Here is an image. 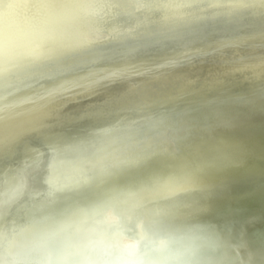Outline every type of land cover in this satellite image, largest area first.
Instances as JSON below:
<instances>
[{
	"label": "bare ground",
	"instance_id": "1",
	"mask_svg": "<svg viewBox=\"0 0 264 264\" xmlns=\"http://www.w3.org/2000/svg\"><path fill=\"white\" fill-rule=\"evenodd\" d=\"M153 1L159 2L139 0L136 5L145 10L149 5H158ZM160 3L165 5L169 19L139 25L137 33L120 38L143 42L163 34L183 35L186 40L215 39L219 34L249 32L248 37L230 39L233 45L226 48L230 51L223 53L226 46H215L218 42L212 44L218 48L206 52L214 55H198L186 63L196 64L189 69L190 73L200 75L217 71L219 76L223 70L240 75L253 71L264 73V32L257 34L264 31V0H165ZM106 7L103 0H9L5 9L0 8V77L22 65H37L35 61L80 53L94 37L93 41H98L94 47H99L100 42L123 44L122 40L115 39L119 36L116 32L101 30ZM112 22L114 26L117 23ZM164 59H155L149 65L152 68L135 75L151 74L152 79L156 72L170 70L159 62ZM177 67L186 65L171 70L177 71ZM97 83L89 77L71 87L78 94L89 91ZM235 85L232 80L225 91L204 92L199 102L177 105V114L167 121H158L155 125L150 122L137 128L136 140L140 142L145 136L171 135L169 138L178 152L169 153V159L157 160L156 154L146 153V159L132 160L134 149H128V138L118 136L119 129H109L106 136L82 150L72 148L67 153H53L51 157L42 153L38 159L22 165L15 181L7 178L0 196L1 221L4 209L12 203L6 198L16 194L19 181L25 186V178L26 189L14 199L22 207L12 212L14 219L18 216L17 221L11 222L15 228L0 240V252L4 251L0 264H87L90 250L98 239L103 238L107 243L113 240L111 223H118L116 219L120 216L132 218L144 207L146 211L147 208L178 211L190 207L191 211L222 215L241 212L237 205L243 199L264 194V95L256 93V84H241L240 88ZM72 90L67 88V93H73ZM258 91L264 94V84ZM109 93L115 94L109 90L93 103H104L102 100ZM55 95L43 93L36 98L17 96L8 102L1 100L0 135H8L0 143L8 141L15 134L11 132L19 126L26 127L29 122L41 119L20 118L41 108L44 100L57 99ZM100 106L72 105L53 122L71 119L78 113H90ZM187 130L190 134L184 136ZM179 134L183 137L180 135L177 140ZM182 140L194 147L198 161L181 156L184 152L178 150V141ZM9 142L3 144L4 148ZM145 164L154 168L140 175L138 168ZM43 169L49 170L47 189L42 187ZM66 173L68 178H63ZM88 173H93V177H88ZM96 184L101 186L100 192L95 190ZM84 195L88 197L81 204L79 198ZM29 197L33 198L29 200ZM88 200L91 202L87 203ZM259 200L264 207V198ZM259 233L264 235V231L256 232ZM125 236L124 240L129 241L130 237Z\"/></svg>",
	"mask_w": 264,
	"mask_h": 264
},
{
	"label": "water",
	"instance_id": "2",
	"mask_svg": "<svg viewBox=\"0 0 264 264\" xmlns=\"http://www.w3.org/2000/svg\"><path fill=\"white\" fill-rule=\"evenodd\" d=\"M103 1L107 3V7L104 10L105 20L101 30L108 29V32L113 34L116 32L119 36L115 39L122 40L123 44L114 41L100 42L99 47H94L98 43L93 41L94 37L80 53L60 54L54 59L35 61L38 62L37 65L26 67L22 65L9 71L6 76L0 77V101L8 102L17 96L20 98L29 96L27 99L36 98L43 93L45 95L55 93L54 97H58L50 99L52 101L44 100L41 108L21 116L22 120L27 117L28 120L32 117L42 118L36 122H29L26 127L21 125L12 131L11 133L15 134L8 140L11 142L8 143L7 149L3 146L8 142L7 140L0 143V196L7 178L15 181L22 165L38 159L42 153L51 157L53 153H64V151L67 153L68 149L72 148L82 150L106 136L113 129L121 130L119 132L121 135L118 136L128 138L130 142L128 149H134L132 160H142V157L146 159L144 157L146 153L156 154L157 160L160 157L162 160L169 159L171 158L169 153L178 152L173 146L174 141L169 138L171 135L160 133L153 137L145 136L140 142L136 140L137 128L150 122L155 125L158 121H167L165 119L177 114L175 111L177 105L199 102L203 99L201 97H204L202 95L204 92L213 94L225 91L230 87L229 83L232 80H235V88H240L241 84L244 86L256 84L254 86L256 93L264 95L258 91L264 84V73L253 71L243 72L240 75L223 70L219 76L217 71H206L200 75L190 73L189 69L195 68L196 64L186 63L198 55H214L206 52L218 48L212 45L218 42L219 44L215 46L219 48L226 46L223 53L230 51L226 49L233 45L229 43V40L248 37L249 32H233H243L236 35L219 34L215 39L186 40L183 35L159 34L143 42H135L133 38L125 40L120 37L137 33L139 25H151L169 19L166 18L165 5L160 3L165 0L153 1L158 5H149L145 10L137 7L139 0ZM148 1L145 0V3ZM8 3L9 0H0V8L5 9ZM112 21L117 22L115 26ZM140 21H145V24H139ZM261 32L264 31H257V34H262ZM236 52L237 50H233V53ZM155 59H164L159 62H163L164 68L169 67L170 70L156 72L152 79H150L151 74L141 77L135 75L152 68L149 65ZM172 63L174 65H171ZM179 65H186V67H177V71L171 70L172 67ZM89 77L98 81L95 87L78 94L72 90L75 87L71 86L75 82H82ZM124 87L126 89H122ZM67 88L73 93H67ZM109 90H114L115 94L120 93L116 95L109 93V97L106 98L108 100H102L104 103H93L96 97ZM80 103L101 106L90 113H78L71 119L53 122L60 117L61 112H66L70 106ZM17 123L19 121L15 124ZM181 134L178 135L177 140ZM183 134L184 136L190 134V130ZM7 135L6 133L0 135V142ZM184 141H178V150L184 152L181 156L192 162L198 161L196 153L193 152L194 147H189L190 143ZM153 168L154 166L145 164L138 169L142 172L140 175H144ZM44 172L45 176L41 182H43L42 187L47 189L49 170L43 169L42 177ZM68 175L66 173L63 178H68ZM93 175V173L87 174L90 178ZM24 183L26 186L25 178ZM25 186L22 181H19L16 194L14 192L11 196L5 197L12 203L4 209V218L0 221V234H3L0 240L9 236L15 228L11 222L17 221L18 216L14 219L15 214L12 212L22 207L14 199L15 196L17 199L21 196L26 189ZM94 187L96 191H101L100 185L96 184ZM87 197V195L81 196L79 203L82 204ZM260 197L264 198V194L259 197L253 195L249 200L243 199V202L237 205L241 208V212L232 214L191 211L190 207H184L178 211H155L156 208H147L146 211L144 207L136 211L132 218L120 216L116 219L119 222L111 223L109 228L113 240L106 242L102 247L95 242L89 255H96L91 257L90 261L88 256L87 264H110L127 246H135L137 251L143 250L146 256L156 258L161 264H264V235L256 234L259 230L264 231V207L259 202ZM90 202L88 200L87 203ZM125 235L130 237L129 241L124 240ZM257 242L260 243L257 245ZM3 252H0V256ZM20 264L33 263L21 262Z\"/></svg>",
	"mask_w": 264,
	"mask_h": 264
},
{
	"label": "clouds",
	"instance_id": "3",
	"mask_svg": "<svg viewBox=\"0 0 264 264\" xmlns=\"http://www.w3.org/2000/svg\"><path fill=\"white\" fill-rule=\"evenodd\" d=\"M96 243L102 247L106 242L103 238H100ZM110 264H161V262L156 258H149L143 250L137 251L135 246H127Z\"/></svg>",
	"mask_w": 264,
	"mask_h": 264
}]
</instances>
